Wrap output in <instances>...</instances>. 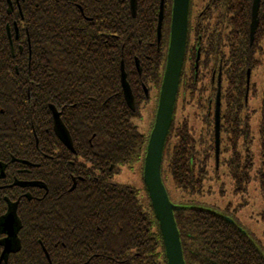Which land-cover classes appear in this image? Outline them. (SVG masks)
Returning a JSON list of instances; mask_svg holds the SVG:
<instances>
[{
	"label": "trees",
	"instance_id": "trees-1",
	"mask_svg": "<svg viewBox=\"0 0 264 264\" xmlns=\"http://www.w3.org/2000/svg\"><path fill=\"white\" fill-rule=\"evenodd\" d=\"M160 1L137 0L136 16L132 17L129 0H10L11 6L0 0V52H6L7 80L20 81L25 87L23 104L28 108L22 116L35 123L45 121L47 104L56 106L66 99V123L76 153L69 152L70 163L55 159L52 170H47L49 175H44L50 198L35 206H22L25 256L14 264H167L150 202L143 204L136 189L112 180L123 167L144 162L149 137L139 132L134 120L140 118V105L147 101L145 92L148 96L152 91L158 93L162 83L168 45L164 29L169 24L171 0H164L158 42ZM206 3L209 24L220 27L213 47H222L224 24L229 33L218 165L214 131L209 129L210 145L202 143L196 150L192 118L182 113L180 118L173 115L161 173L170 177L180 194L178 201L168 197L180 207L174 210V218L185 264H264L256 240L243 233L231 217L202 207L200 202L210 193V182L220 185L224 194L223 178L230 180L232 193L247 192L254 171L247 146L253 144V135L248 117L244 124L238 122L241 112L246 116L259 113L256 135L261 165L256 176L264 191V80L258 109L251 111L247 101L245 104L252 93L246 84L247 71L254 53H264V0L253 44L249 43L252 0ZM13 22L20 35L13 41L14 49L6 32L8 24L13 33ZM205 28L195 24V45L200 36L202 45H208ZM193 58V53L185 54L180 78L182 105L190 104L195 96ZM121 63L134 111L124 100ZM50 135L51 143L60 145ZM243 135L246 149L241 153L237 147ZM46 141L48 137H39V144Z\"/></svg>",
	"mask_w": 264,
	"mask_h": 264
},
{
	"label": "flooded vegetation",
	"instance_id": "flooded-vegetation-1",
	"mask_svg": "<svg viewBox=\"0 0 264 264\" xmlns=\"http://www.w3.org/2000/svg\"><path fill=\"white\" fill-rule=\"evenodd\" d=\"M205 1L206 0H203L201 7L198 9H194L192 0L190 1L185 54H194L191 63L194 65V83L196 86L194 87L195 96L192 100V109L194 110V113L191 115V126L194 132L195 147L196 150H198L199 145L202 143L210 145L209 129H211L214 131L213 141L215 159V106L218 83H220L221 117L223 109L221 92L226 90L224 80L227 73L224 75V72L228 69L227 62L230 52L226 37L229 33L226 29L227 25L224 24L220 36L222 47H213V42L219 35L220 27L213 23L209 24V20H207L208 12L205 11L207 8V3ZM172 3L173 0H171L169 24L168 26L165 25L164 29V36L168 37L167 52L170 41ZM11 4H9V6H11ZM10 9L14 11L13 6ZM198 15L200 16V20L196 21ZM198 22L202 27H206L203 32L208 41V45H202L201 36L198 38V44L195 45L194 27ZM6 32L10 46H13L14 49L13 41H18L20 38L17 23L13 22V33L10 26L7 24ZM13 34L14 37L12 36ZM21 50L22 48L20 47V52ZM5 53L6 52H0V264H14L19 261L21 256H25L22 253V250L26 245V242L23 241L24 225L22 224V206H35V204L50 198L51 195L48 193L47 186L45 185L48 177H44V175H49L47 170H52V164L55 159L62 160L64 164L70 163L68 158L69 152L75 155L76 153L74 146L73 153L61 143L55 134L52 109L56 111L64 128L69 132L66 123V121H68L67 100L62 98L57 102L56 106L52 103H48V112L46 113L45 121H43L44 119H41L35 123L32 118L28 119L25 118L24 115L22 116L23 112L24 114L27 113L28 108L23 104V89L25 87L22 86L23 83L20 81L7 80L4 63ZM10 53L14 55L16 52ZM185 62L186 61L184 60L186 66ZM261 66H264V53L262 55L258 50L254 53L253 62L249 71H247V76L249 75V84L247 86L249 87V92L252 90V94L257 93L256 85L252 83V79L256 70ZM7 86L8 88H6ZM181 88L182 82L179 83L174 115L178 114L179 109L183 107L181 103ZM159 92L157 93V102ZM145 94L148 101V92L146 91ZM52 100L53 98H51V101ZM246 101L249 108V100L245 99V104ZM35 110L39 109L35 106ZM254 110L256 109L251 111ZM253 115L255 114L249 113L248 116H246L244 112H241L238 114V122L240 121V123L244 124L248 117L251 123ZM250 129L253 135V144L247 147H249L248 152L250 153L248 156L252 161V167L254 170L253 177L248 184L246 194L243 195L232 193L230 180L225 178L227 193L224 194L227 201L226 207L220 212L222 214L224 213L225 216L231 217L234 223L247 234L249 233L243 227L240 215L244 208L250 205L247 198L249 197L255 200L261 194H259V190H256V187L260 189L259 177L256 176V171L261 165L260 149L258 147V138L256 135L257 127L253 130L250 124ZM50 132L60 145L57 146L51 143ZM39 137H48V141H46L47 143L39 144ZM243 137L244 135L238 141L237 147V151L241 153H244L246 149V141L242 139ZM32 138L34 139V142L31 141ZM48 165L50 166L44 167ZM252 189L256 190V193H253ZM204 205L205 204H202V207L210 208L207 205ZM28 237L33 238L31 234H28ZM30 257H32V260L35 258V256L32 255Z\"/></svg>",
	"mask_w": 264,
	"mask_h": 264
},
{
	"label": "water",
	"instance_id": "water-1",
	"mask_svg": "<svg viewBox=\"0 0 264 264\" xmlns=\"http://www.w3.org/2000/svg\"><path fill=\"white\" fill-rule=\"evenodd\" d=\"M10 4V0H7ZM261 0H252L249 43L253 44L255 31L259 25V9ZM132 17L136 16L137 0H129ZM190 0H173L171 15L170 41L166 65L160 87L155 120L148 139L143 166V182L149 202L162 237L167 264H185L182 247L177 230L174 210L180 208L171 203L162 182V159L165 141L173 121L176 97L184 64L186 40L188 32ZM164 13V0L160 1L157 24V40L160 42ZM120 83L127 107L135 110L134 98L127 82L124 65L121 63ZM249 75L247 76V85ZM54 128L58 139L74 153L73 143L69 132L64 128L54 109ZM215 162L218 165L220 154V83L215 106ZM227 221L232 222L230 218ZM245 233V232H243Z\"/></svg>",
	"mask_w": 264,
	"mask_h": 264
},
{
	"label": "rangeland",
	"instance_id": "rangeland-1",
	"mask_svg": "<svg viewBox=\"0 0 264 264\" xmlns=\"http://www.w3.org/2000/svg\"><path fill=\"white\" fill-rule=\"evenodd\" d=\"M207 1V0H206ZM205 1V2H206ZM203 0H192L193 8L198 9L201 7ZM264 80V66L259 67L256 70V73L253 76L252 83L256 85V94H252L249 96V109H258L259 107V99L260 92L262 88ZM156 102H157V92L152 91L149 95V100L147 102H143L140 105L141 116L139 119L134 120V124L138 128L139 132L145 137H149L151 127L154 122V114L156 110ZM184 111L182 112V107L179 109L181 113L177 114L178 118L181 117V114L191 116L194 113L192 109V102L190 104H184ZM259 119L258 111L255 115L252 116L251 119V128L254 130L257 127ZM162 182L163 185L168 192L170 198L174 201H178L179 193L174 189L170 177L162 171ZM113 182H116L121 185L130 186L138 191L139 197L143 204L149 203L148 195L145 190V185L143 182V164L142 160L134 163L130 167H123L120 172L116 175H113ZM223 183L225 184L223 193H227V186L225 182V178H223ZM212 189L210 193H205V195L201 198L200 202L202 204L207 205L208 207L221 212L223 208L226 207L227 198L225 194H221V190L219 189L220 185H216L214 182H210ZM253 190V189H252ZM256 190H259L260 196H258L255 200L252 198H247V201L250 205L246 206L242 211L240 218L243 223V227L250 234V236L259 243L263 253H264V191L262 192L258 187ZM256 190H253V193H256ZM252 193V192H251ZM246 202V201H245ZM255 202V203H253ZM243 203V202H242ZM247 204V203H246ZM252 204V205H251Z\"/></svg>",
	"mask_w": 264,
	"mask_h": 264
}]
</instances>
